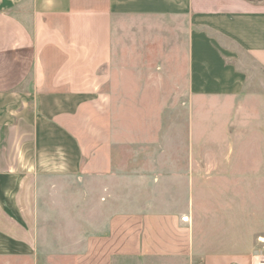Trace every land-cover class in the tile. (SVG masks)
<instances>
[{
	"label": "crops",
	"instance_id": "1",
	"mask_svg": "<svg viewBox=\"0 0 264 264\" xmlns=\"http://www.w3.org/2000/svg\"><path fill=\"white\" fill-rule=\"evenodd\" d=\"M250 70L264 76V0H0V257L42 249V219L55 213L47 201L121 174L135 144L123 143L112 108L148 124L139 108L179 107L156 122L186 123L203 97H238ZM185 217L113 214L70 264L246 259L197 249Z\"/></svg>",
	"mask_w": 264,
	"mask_h": 264
},
{
	"label": "rangeland",
	"instance_id": "2",
	"mask_svg": "<svg viewBox=\"0 0 264 264\" xmlns=\"http://www.w3.org/2000/svg\"><path fill=\"white\" fill-rule=\"evenodd\" d=\"M250 72L238 97H203L186 108V123L156 122L165 110L184 114L179 107L139 108L140 118L155 120L148 124L131 123L129 107L112 108L125 129L123 143L135 144L124 148L121 174L80 181L65 190L73 198L47 201L55 213L42 219V249L31 257L5 253L0 264H70L86 233L99 232L113 214L134 211L186 216L202 252L245 257L239 264L264 260V76Z\"/></svg>",
	"mask_w": 264,
	"mask_h": 264
},
{
	"label": "built area",
	"instance_id": "3",
	"mask_svg": "<svg viewBox=\"0 0 264 264\" xmlns=\"http://www.w3.org/2000/svg\"><path fill=\"white\" fill-rule=\"evenodd\" d=\"M256 264H264V260L263 259H258L257 261H255Z\"/></svg>",
	"mask_w": 264,
	"mask_h": 264
}]
</instances>
